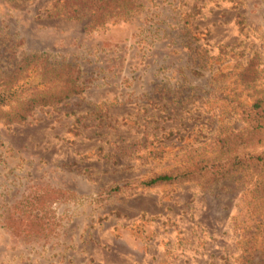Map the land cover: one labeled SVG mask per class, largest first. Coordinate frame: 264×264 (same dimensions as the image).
<instances>
[{
    "label": "rangeland",
    "instance_id": "374dc122",
    "mask_svg": "<svg viewBox=\"0 0 264 264\" xmlns=\"http://www.w3.org/2000/svg\"><path fill=\"white\" fill-rule=\"evenodd\" d=\"M259 99L264 0H0V264H264Z\"/></svg>",
    "mask_w": 264,
    "mask_h": 264
},
{
    "label": "trees",
    "instance_id": "16d2710c",
    "mask_svg": "<svg viewBox=\"0 0 264 264\" xmlns=\"http://www.w3.org/2000/svg\"><path fill=\"white\" fill-rule=\"evenodd\" d=\"M43 55H37V56H30L28 59H25V63L31 62V66L34 68L46 72L51 73V78L47 81L51 84L55 85L54 92L48 95H43L42 97H39L38 99L31 97L26 99L22 103V111L30 110L31 108L35 107L36 105L41 104H56L61 102L62 100H65L69 98L70 96L79 95L83 89L84 85L80 81L79 76V69L75 68L71 65H61L56 67H51L49 64H46V59L42 57ZM48 67V68H47ZM50 67V68H49ZM247 78V77H245ZM264 101L259 99L256 101L253 105L254 109H260L261 103ZM5 105L3 101H0V108ZM17 119L23 118L22 115L16 116ZM242 158L238 159L237 161H240L241 166H249L252 170H263L264 169V144L263 147L256 153L248 154L246 155V158L244 159V162L242 163ZM172 178L169 176H157L150 181H148L147 184H157V183H163L170 181ZM30 213L28 212V216H26L23 219V222H21L19 219L13 220V231L18 232L21 231V227H24L25 229H29L27 232L32 231V228H35L36 225L31 223L33 220H36L35 217H30Z\"/></svg>",
    "mask_w": 264,
    "mask_h": 264
}]
</instances>
